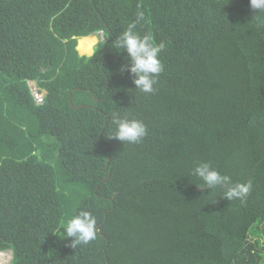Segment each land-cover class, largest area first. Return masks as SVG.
Listing matches in <instances>:
<instances>
[{"label":"trees","instance_id":"trees-1","mask_svg":"<svg viewBox=\"0 0 264 264\" xmlns=\"http://www.w3.org/2000/svg\"><path fill=\"white\" fill-rule=\"evenodd\" d=\"M163 41L154 93L113 42ZM103 38L91 55L79 38ZM44 92L37 104L29 88ZM148 134L123 143L114 114ZM207 162L245 201L204 189ZM80 210L100 231L72 248ZM64 231V229H61ZM11 264H264V11L249 0H0V252Z\"/></svg>","mask_w":264,"mask_h":264},{"label":"clouds","instance_id":"clouds-1","mask_svg":"<svg viewBox=\"0 0 264 264\" xmlns=\"http://www.w3.org/2000/svg\"><path fill=\"white\" fill-rule=\"evenodd\" d=\"M249 2L255 12L264 11V0H249ZM143 19L144 13L142 11L138 12L136 20L128 25L126 30L113 42V46L126 52L128 63L121 66V72H129L133 77L135 89L142 93H154L157 77L164 71L160 53L165 49L166 45L163 41L155 43L150 33L141 35L135 31L137 23ZM30 82L35 81H29V85ZM29 88L33 98V91L36 90L43 94L44 99V92L38 90L37 85L33 88L30 85ZM34 100L36 102L35 98ZM112 123L116 125V129L108 137L115 138L123 143H140L148 134L147 125L139 119L121 117L117 113L113 115ZM194 175L203 181L204 189L211 190L218 186L225 188L226 191L223 196L228 200L238 199L243 202L252 190L251 180L246 183H233L230 176L222 174L207 162L197 164L194 169ZM61 229H64L62 233L64 237L71 238L70 246L74 249L78 245H87L94 241L100 231L96 217L87 210L78 211L65 224L61 225L58 230L59 235H61ZM0 264H3V261H0Z\"/></svg>","mask_w":264,"mask_h":264},{"label":"bare ground","instance_id":"bare-ground-1","mask_svg":"<svg viewBox=\"0 0 264 264\" xmlns=\"http://www.w3.org/2000/svg\"><path fill=\"white\" fill-rule=\"evenodd\" d=\"M97 42L95 35L81 37L78 41L77 48L81 53H91L93 45ZM2 253H0V261H3L1 258Z\"/></svg>","mask_w":264,"mask_h":264},{"label":"rangeland","instance_id":"rangeland-1","mask_svg":"<svg viewBox=\"0 0 264 264\" xmlns=\"http://www.w3.org/2000/svg\"><path fill=\"white\" fill-rule=\"evenodd\" d=\"M94 35H95L97 41H98L99 39H102V38H103V32H102V31H98V32L94 33ZM96 43H97V42H96ZM96 43H95V44H96ZM95 44H94L93 47H92V52H93V48H94ZM77 49H78V48H77ZM78 51H79V50H78ZM80 53H81V52H80ZM81 54H86V53H81ZM30 85H31L32 88H33V87H36V83H35V82H30ZM59 228H60V227H59ZM60 232H61V235H59V234H60L59 231L57 232V233H58V236H59V238H63V237H64V236L62 235L63 231L60 230ZM0 253H2L1 258L3 259V264H11L12 250H11V249H6V250L1 251Z\"/></svg>","mask_w":264,"mask_h":264},{"label":"built area","instance_id":"built-area-1","mask_svg":"<svg viewBox=\"0 0 264 264\" xmlns=\"http://www.w3.org/2000/svg\"><path fill=\"white\" fill-rule=\"evenodd\" d=\"M33 95H34V98L36 99L37 103H42L43 102L44 99H43V94L42 93L34 90L33 91Z\"/></svg>","mask_w":264,"mask_h":264},{"label":"water","instance_id":"water-1","mask_svg":"<svg viewBox=\"0 0 264 264\" xmlns=\"http://www.w3.org/2000/svg\"><path fill=\"white\" fill-rule=\"evenodd\" d=\"M80 39V38H79ZM80 53V52H79ZM81 54V53H80ZM87 55H91L92 54V52L91 53H86Z\"/></svg>","mask_w":264,"mask_h":264}]
</instances>
